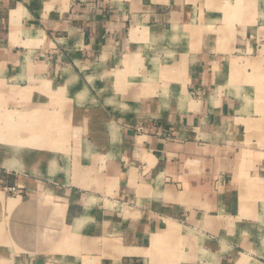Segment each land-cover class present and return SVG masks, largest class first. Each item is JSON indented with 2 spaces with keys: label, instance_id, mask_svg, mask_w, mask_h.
<instances>
[{
  "label": "crops",
  "instance_id": "1",
  "mask_svg": "<svg viewBox=\"0 0 264 264\" xmlns=\"http://www.w3.org/2000/svg\"><path fill=\"white\" fill-rule=\"evenodd\" d=\"M0 264H264V0H0Z\"/></svg>",
  "mask_w": 264,
  "mask_h": 264
}]
</instances>
